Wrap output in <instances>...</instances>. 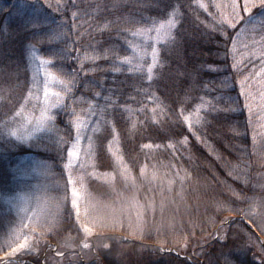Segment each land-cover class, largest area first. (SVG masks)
<instances>
[{"label":"rangeland","instance_id":"rangeland-1","mask_svg":"<svg viewBox=\"0 0 264 264\" xmlns=\"http://www.w3.org/2000/svg\"><path fill=\"white\" fill-rule=\"evenodd\" d=\"M139 1L142 7L143 2ZM218 3L227 4L229 0H199V5L210 11L209 18L217 25L220 12L215 5ZM239 3L243 5L244 0H239ZM87 4L84 8L87 13L81 14L83 9L76 11L80 13L75 25L77 40L81 39L79 34L83 35L81 29H88V22L92 20V27L99 36L86 46L83 60L90 61V75L100 70L103 73L107 71L106 67L116 63L106 62L108 50L112 49L118 53L117 63L122 71L125 67L132 68L130 72L134 80L130 83L134 87L131 92L139 91L143 98L145 94L150 96L147 100L139 99L128 115L133 120L132 130L135 127L140 130L143 126V121L138 119L140 116L149 115L151 121L157 120L159 102L153 99L156 69L160 63V51L170 45L165 44L174 29L166 36L162 34L157 42L154 39L156 33L148 31L154 20H143L146 15L140 6L129 10L121 0H93ZM228 11L230 9L225 10V14ZM239 12L241 19L236 23L237 31L231 36L229 63L231 69L239 72L241 85L242 82L246 84L240 90L252 112L251 119H254L252 147L258 172L247 188H226L220 196H217V186L211 180L197 179L193 185L185 186V189L190 187L195 195L190 206H183L176 194L180 190L176 189V192L173 185L177 180L186 182L191 178L176 175L173 163L164 161L158 152V148L164 149V146L140 143L137 137L132 138L139 146L135 150L131 144L123 145L120 133L114 131L101 147L95 140V134L101 130L102 120L100 116L95 118L93 110V106L99 108L101 94L95 93L92 84L86 83L75 99L67 100L74 79L66 69L70 55L68 49L73 46L68 39L66 21L60 20L49 34L54 31V35L45 40L49 49L47 53L36 46L29 49L30 74L24 79L29 83L28 97L27 93L12 92L13 75L8 63L0 68V104L9 107L0 123V152L7 149L6 157L3 153L0 156V175H4L0 182L7 185L0 189V264H73L77 260L82 264H104L96 256L99 250L111 264H183L184 259L191 264H264V208L257 207L254 215L249 214L253 203L264 202V139L259 144L256 135L264 137V75L255 76L264 60L262 50L252 43L253 38L260 39L259 21L264 18V8L259 7L257 0V6L251 12L244 11L243 7ZM90 13L93 17L89 16ZM39 14L41 17L20 11L18 20L20 24L31 22L36 28L43 26L47 34L46 30L52 24L50 17ZM170 19L176 21L175 17ZM253 22L257 23L254 37L242 32ZM159 23L155 22V25L158 27ZM113 27L120 42L103 44L107 39L104 33ZM134 32L141 34L134 36ZM153 45L157 57L149 80L147 69L153 63ZM121 48L125 49L120 51ZM101 64L103 66L99 67ZM103 75L98 76L101 82L104 81ZM46 88L49 92L47 97L44 95ZM56 92L60 93L59 97L52 95ZM88 102L92 105L88 106ZM198 107L201 110V106ZM193 115H185L192 128L201 119L199 112ZM143 131L145 133L146 130ZM69 138L68 149L64 151ZM73 145H76L77 154L69 163L68 152L73 150ZM23 147L29 152L21 153ZM163 167L170 169L165 171ZM230 174L242 182H247L244 179L247 176L249 178V170L245 168L242 177L234 171ZM69 175L74 184L68 183ZM74 186L81 193L76 198L79 220L72 205ZM65 196L67 199H63ZM67 201L72 211L70 216ZM113 234L121 239L117 240L118 244H114ZM98 235L101 236L96 244L88 240L80 245L77 243L79 236L90 239ZM122 239L148 243L153 247V254H142L143 250L123 244ZM203 240L221 243L220 252L217 250L214 254L202 249L197 252L196 260L180 250L183 242L199 246ZM21 244L27 246L21 248ZM85 244L90 249L87 250ZM33 257L38 260L31 261Z\"/></svg>","mask_w":264,"mask_h":264},{"label":"trees","instance_id":"trees-1","mask_svg":"<svg viewBox=\"0 0 264 264\" xmlns=\"http://www.w3.org/2000/svg\"><path fill=\"white\" fill-rule=\"evenodd\" d=\"M92 1L0 0V68L5 67L7 63L11 68L13 75L12 92L14 94L16 92L27 93L28 97L29 83L24 80L30 74L28 51L36 46L47 53L49 49L45 40L54 35V31L51 35L49 34L56 29L60 20H64L68 26V39L73 45L72 48L68 49L70 55L66 62V69L74 79L73 89L70 90L67 100L75 99L81 91V87L86 83L92 84L91 87L94 92L101 94L97 105L99 108L93 106L95 118L99 119L100 116L102 120L101 130L95 134V140L101 147L106 144L107 138H110L114 131L120 133L123 145L131 144L135 150L139 146L132 138L138 137L139 142L144 144L160 143L164 149L158 148V152L165 158L164 161L173 163V171L176 175H185L186 178H191L186 182L177 180L173 185L176 192V189L180 190V193L177 192L176 194L183 206L187 204L190 206V202L195 196L190 187L185 189V186L193 185L197 179L202 181L206 179L208 182L211 180L215 183L217 196L224 194L226 188L232 190L247 188L258 172L256 167L258 162L253 151L254 146L252 147L254 143V134L251 129L254 120L251 119L253 117L252 112L249 111L250 109L246 105L244 95L240 90L242 85L239 81V72L231 69L229 63L231 36L238 28L232 29L229 26L222 28L223 26L215 24L214 21H211L212 18H209L210 11L204 10L199 5V0H141L143 2L142 7L139 0H121L122 5L129 10H136V7L140 6L146 15L145 18L142 16L143 20L148 18V21L153 19L154 22L159 23L174 17L176 19V27L172 37L165 44L170 45L165 48H163L165 45L161 47L163 50L160 51V63L156 69L154 82L156 92L153 99L156 98L159 102L158 110L160 111L157 120L151 121L149 115H142L138 119L143 121V126L140 130L136 127L135 130H132L133 120L128 117L131 108L136 106L134 104L139 99L147 100L150 96L145 94L143 98L139 91L131 92L134 87L130 83L134 80L133 73L126 67L123 71L118 67V57L116 56L118 53L112 49L108 50L109 56L106 62L111 61L112 64L116 61V63L112 64V67H106L107 71L103 73L100 70L97 74L90 75L88 71L90 61L88 59L83 60V52L89 43L96 41L99 33L92 27L93 20L91 23L89 21V28L81 29L83 35L79 34L81 39L78 41L75 25L80 15L76 11L83 9L81 14L87 13L84 8L88 6V2ZM102 1L107 2L108 0ZM20 11L34 13L39 17H41L39 12L49 16L52 24L48 26L47 34L43 31V26L36 28L31 22L20 24L18 20ZM89 16L93 17L92 13ZM85 19L89 20L87 17ZM104 34L107 39L103 44L108 42H117L118 44L120 42L119 34L114 27ZM123 49L125 48H121L120 51ZM101 66L103 64L99 65V67ZM228 68L229 70H227ZM117 69L119 70L117 71ZM101 74H104L103 82L98 77ZM134 74H137V71ZM124 80L126 81L124 82ZM86 95L88 94L86 93ZM8 98L9 95L4 99ZM139 103H142V100ZM87 105L91 106L92 104L88 102ZM198 106H201V110ZM8 108L4 107L2 103L0 123L5 118L4 111ZM197 112L200 113V123H197L194 128H190L184 117L187 114L193 115ZM111 122L113 126L110 125ZM143 130H146L145 133ZM256 135L259 138V144H262L264 137H259L258 133ZM70 140L69 138L64 151L68 149ZM20 152L26 153L29 150L23 147ZM1 153L6 157L7 149L0 152V156ZM244 168L249 170V178L248 176L244 178L247 182H242L230 174L234 171L242 177L241 173ZM162 169L166 171L170 168L163 167ZM171 172L167 175H170ZM3 176L0 175V180ZM2 186L7 185H2L0 182V189H3ZM237 204L235 202V205ZM67 206L69 214V201H67ZM70 212L72 214V211ZM72 219L73 217H71L70 222ZM116 234H113L114 244H118L116 242L120 239ZM100 236H95L94 239L92 237L83 239L79 236L77 243L80 245L82 241L88 240L92 244H96ZM121 242L143 250L142 254H153L152 245L143 241H124L122 239ZM203 242L202 245L200 244L201 246H193L191 243L183 242L180 250L192 255L196 260L199 250L207 249L214 254L217 250H219L218 253L220 252L221 243L216 240H203ZM231 244L234 245V243ZM86 249L88 250L90 247L88 246ZM103 253L99 250L96 254L98 260L104 264H111ZM161 254L166 253L161 252ZM33 260H38V258L33 257L31 261ZM182 261L183 264H191L186 259ZM73 264L82 263L77 260Z\"/></svg>","mask_w":264,"mask_h":264},{"label":"snow or ice","instance_id":"snow-or-ice-1","mask_svg":"<svg viewBox=\"0 0 264 264\" xmlns=\"http://www.w3.org/2000/svg\"><path fill=\"white\" fill-rule=\"evenodd\" d=\"M51 7V5H49ZM257 6V0H244L243 5H241L239 3V0H229V3L227 4H216L215 7L219 10L220 14L219 17L217 18V23L220 26L223 25H227L229 27H235L236 23L239 22V20L241 19L240 17V12L239 9L241 7H243L244 11L247 12H251L252 8ZM201 7H204V5H201ZM259 7L264 8V0H259ZM230 9V11L227 12V14H225V10ZM75 15V14H74ZM176 27V21L174 19H168L166 22H161L159 23V26L157 27L155 25V22H153V26L151 28L148 29L149 32L154 31L156 33V37L154 38L157 42H159V38L161 37V35H167V33H170L172 29H174ZM256 28H257V23L253 22L251 25H249L248 27H246L245 29L242 30V32H247L250 33L251 35H253V37L256 35ZM259 28H260V39L256 40L253 38L252 43L253 45L258 46L261 50H262V60H264V18H261V20L259 21ZM141 33L139 32H134L133 35L134 36H138ZM233 46L235 48V41L233 42ZM156 57H157V52H156V48L153 45L152 47V59H153V63L151 65L148 66V79L151 80L152 79V70L153 67H155L156 64ZM127 63H131L130 60L126 61ZM119 69H117L118 71ZM129 71H132V68H129ZM264 75V62H262L260 71L255 73V76L260 77ZM248 80V77L245 78V81ZM62 83V81H61ZM246 87V84L244 82H242V88ZM45 97H47L49 95V92L46 88L45 93H44ZM52 95H55L57 97H59L60 93L56 92V93H52ZM185 121L188 120V117H184ZM189 127L191 128L192 125L191 123H189ZM77 154L76 152V145H73V150H70L68 152V156H69V163H71V158L73 156H75ZM143 172V170H142ZM68 183L69 184H74V181L72 179V176L69 175L68 178ZM80 185L81 188H83V178L81 177L80 179ZM81 193L80 191L77 190V188L74 186L72 188V205L74 208H76V212H77V220H79V208L77 207V199L78 197H80ZM63 199H67V197L65 196ZM59 207V204L57 205ZM251 212L249 213L250 215H254L256 213V208L257 207H261L264 208V202H260L259 204L253 203L251 206ZM71 215V212L69 211V216ZM27 239V238H25ZM26 244H21L20 247H26ZM88 245L85 244V247H87ZM59 255V253H58Z\"/></svg>","mask_w":264,"mask_h":264}]
</instances>
